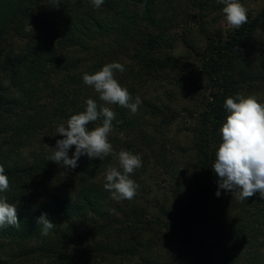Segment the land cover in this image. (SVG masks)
I'll list each match as a JSON object with an SVG mask.
<instances>
[{
  "label": "trees",
  "instance_id": "trees-1",
  "mask_svg": "<svg viewBox=\"0 0 264 264\" xmlns=\"http://www.w3.org/2000/svg\"><path fill=\"white\" fill-rule=\"evenodd\" d=\"M56 4L0 0V165L9 178L5 195L17 205L20 221L19 228H0V250L12 251L13 259L39 258L38 264H264V199L257 193L240 201L223 189L217 197L212 169L226 98L255 94L264 104V7L225 34L206 20L225 6L217 0ZM179 42L189 53H175ZM112 61L125 66L115 73L118 82L133 101L142 100L135 115L105 104L83 82L85 72ZM152 87L163 95L155 97ZM179 92L193 101L182 108L191 118V143H175L174 151L160 139L181 118ZM89 98L116 113L113 130L130 139L124 150L168 174L169 193L149 199L138 179V194L122 200L121 208L103 187L107 167L118 164L113 156L83 155L74 169L48 160L63 138L57 126L84 111ZM101 124L98 119L87 127ZM108 140L118 153L121 143ZM117 211L134 219L112 234ZM42 213L56 225L48 236L36 224ZM70 244L75 248L67 250Z\"/></svg>",
  "mask_w": 264,
  "mask_h": 264
},
{
  "label": "clouds",
  "instance_id": "clouds-1",
  "mask_svg": "<svg viewBox=\"0 0 264 264\" xmlns=\"http://www.w3.org/2000/svg\"><path fill=\"white\" fill-rule=\"evenodd\" d=\"M225 6L222 11L226 14V21L231 27L238 29L248 20V9L240 0H217ZM59 0H57L58 5ZM93 7L99 8L104 0H91ZM124 64L118 61L105 63L102 68L93 74L85 72L83 82L92 86L99 99L105 104L119 105L130 110L135 115L142 100L139 96L133 98L126 86H122L115 78V73H123ZM224 108L228 115L220 128L222 142L215 154L212 169L218 178V189L215 193L220 196V189L231 192L240 201L259 194L264 199V104L258 102L255 94L226 98ZM116 113L107 106L99 105L91 98L86 100V109L73 114L67 120V125L60 123L56 133L63 138L58 139L55 151L48 160L63 167L74 169L81 156L89 159H103L113 156L117 165H109L105 173L104 189L109 191L117 202L132 200L138 194L139 185L130 177V174L142 167V156L131 151L121 149L114 152L108 140L113 130L112 121ZM102 119V124L88 129L90 122ZM75 146L72 156L69 150ZM9 178L3 165H0V228L6 226L20 227L17 216V205L8 202L5 195L9 191ZM41 225V235L48 236L56 226L42 213L36 220Z\"/></svg>",
  "mask_w": 264,
  "mask_h": 264
},
{
  "label": "rangeland",
  "instance_id": "rangeland-1",
  "mask_svg": "<svg viewBox=\"0 0 264 264\" xmlns=\"http://www.w3.org/2000/svg\"><path fill=\"white\" fill-rule=\"evenodd\" d=\"M240 2L248 9L247 14L252 13V14H257L259 13L263 7H264V0H240ZM208 25L212 29L219 28L223 30L225 34L228 32L232 31L234 28L228 25L226 21V14L223 13L222 10H215L211 12L210 14L207 15L206 18ZM203 45L204 42H201ZM175 53L177 55H185L189 53V50L186 48V45L183 42H179L177 44V48L175 50ZM129 59H123V62L127 63L129 62ZM169 88H172L169 86ZM151 92L154 94L156 97L157 94L160 96L163 95L164 91L162 88L158 87H152ZM184 92H189V89L186 88ZM186 94V93H185ZM184 94L181 92L178 93L177 97L180 99L179 102H177L176 106L178 109L181 110V118H179L178 121L175 123L171 124L169 127L166 128L164 131V136L163 139L161 138V142L164 141L166 144V149L168 150H174L175 151V143L176 144H181L184 146H187L191 143V136L190 133L186 130V126L191 122V118L189 117V113L187 110L182 109L183 107H188L192 106L193 101L191 97L186 94V96H183ZM109 137L113 138V141L116 143L117 140L118 142L121 143L120 149H124L127 142L130 140L129 137L123 133V132H118L116 130H112V132L109 134ZM114 148V147H113ZM149 166V169L147 172L140 171L141 167L136 169L134 173L130 174V177L132 179L138 180V179H143L147 185V191H146V196L151 199L154 196L162 197L165 192H168V189H170V178L168 174L163 173L162 169L160 167H155L152 164H148L146 161L142 160V167L144 166ZM102 176H105L103 174ZM164 189L165 191H163ZM169 193V192H168ZM116 201V200H115ZM121 208L123 207L124 203L122 200L119 202ZM153 212H155V208H151ZM118 220L116 222H113V226L111 228V232L114 231L113 229L119 226H123L125 224L128 226L130 223V220L134 219L133 216H127L126 214H123L122 212L117 211ZM104 221H100V223H103ZM144 225V223H138ZM164 231H167L166 229H163ZM113 234V232H112ZM99 238L103 239L104 241L108 240L107 234H99ZM67 250L74 249L75 246L70 244L67 246ZM12 251L10 252L8 249H2L0 250V264H38L40 261L39 258H33L32 260H24L23 258L20 257H14L16 259H13L11 256ZM117 264H134L135 260L128 261L125 260L123 262H120V260L117 261ZM44 263V262H43ZM107 264H110L107 262ZM112 264V263H111Z\"/></svg>",
  "mask_w": 264,
  "mask_h": 264
}]
</instances>
